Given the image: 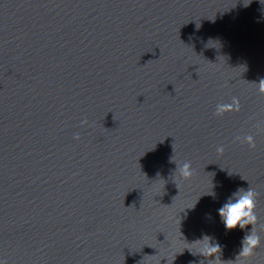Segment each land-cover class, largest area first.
Returning a JSON list of instances; mask_svg holds the SVG:
<instances>
[{
    "label": "water",
    "instance_id": "water-1",
    "mask_svg": "<svg viewBox=\"0 0 264 264\" xmlns=\"http://www.w3.org/2000/svg\"><path fill=\"white\" fill-rule=\"evenodd\" d=\"M262 79L264 0H0V264H264Z\"/></svg>",
    "mask_w": 264,
    "mask_h": 264
},
{
    "label": "clouds",
    "instance_id": "clouds-1",
    "mask_svg": "<svg viewBox=\"0 0 264 264\" xmlns=\"http://www.w3.org/2000/svg\"><path fill=\"white\" fill-rule=\"evenodd\" d=\"M260 87L261 90H264V79L260 81ZM188 165L185 164L182 168V174L187 177L190 175L188 172ZM254 207L253 201H252V193L249 192L245 196L241 197L236 203L234 204H226L224 205L220 210V215L225 218V224L226 227L229 229L235 227L238 222L241 221L242 217H249L247 221L244 223L252 222L255 220V217L251 215V209ZM245 209H248V211H245ZM241 227L244 226L243 223L240 225ZM246 244L243 247L240 255H249L251 253V250L253 247H255L258 244V239H254L252 236H246L245 237ZM216 249H210V251H215Z\"/></svg>",
    "mask_w": 264,
    "mask_h": 264
}]
</instances>
